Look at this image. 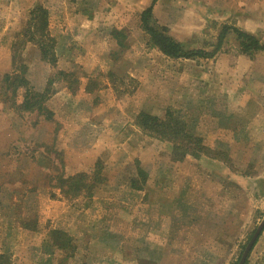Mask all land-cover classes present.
Segmentation results:
<instances>
[{"label":"rangeland","instance_id":"rangeland-1","mask_svg":"<svg viewBox=\"0 0 264 264\" xmlns=\"http://www.w3.org/2000/svg\"><path fill=\"white\" fill-rule=\"evenodd\" d=\"M37 4L49 11L53 68L35 45H14ZM149 4L0 0V81L14 48L37 91L53 80L50 121L17 113L0 90V255L11 264H237L264 218V52L249 57L229 33L212 58H167L141 30ZM153 15L186 50L212 51L224 26L264 44V0H157ZM58 71L73 75V93ZM167 109L186 114L217 158L173 162L169 144L135 126L140 112ZM97 160L106 181L90 202L59 194L58 175ZM136 161L148 174L141 191L126 185ZM51 229L74 239L73 258L61 261ZM246 261L264 264V229Z\"/></svg>","mask_w":264,"mask_h":264},{"label":"trees","instance_id":"trees-1","mask_svg":"<svg viewBox=\"0 0 264 264\" xmlns=\"http://www.w3.org/2000/svg\"><path fill=\"white\" fill-rule=\"evenodd\" d=\"M156 2L157 0H150L149 6L141 12L140 26L147 36L148 46L159 51L167 58H212L220 50L229 33L235 35L242 51L249 57H252L256 52H264V44H261L253 35L230 26L222 28L212 51L186 50L179 42L172 39L164 28H160L156 24L153 15V7ZM111 35L116 40L118 47H125L126 35L123 31L115 29L111 32ZM15 38L16 43L14 45L19 44L17 41L23 47L26 44L35 45L42 62L52 68L57 65L56 41L49 33V12L43 5L37 4L29 11L28 19ZM17 58V50L15 52L14 48L11 61L13 70L11 73L5 74L0 81V90L5 97L4 102L8 103L10 108L17 113L34 114L38 117H43L46 121H50L53 114L47 109L46 103L52 95L51 86L53 80L49 79L47 86L43 90L37 91L26 78L28 69L26 64L21 61L16 65ZM56 76L65 81L72 93L74 92L72 85L74 81L71 79L73 77L71 73L58 71ZM108 76L111 77L112 73H109ZM135 126L147 137L169 144L173 162L183 161L187 156L194 158L216 156L211 153L212 151L206 146L203 138L189 131L187 116L179 111L167 109L162 117L140 112L135 118ZM134 166L135 174L126 180V185L132 190L141 191L147 183L148 174L138 161L135 162ZM103 169L102 161L97 160L90 173L79 172L70 176L60 174L55 178L54 186L60 192L59 194L66 199L83 198L90 202L96 188L106 181ZM48 238L53 248L63 254L61 261L73 258L76 254L77 246L68 233L51 229ZM0 264H11L10 257L8 255H0Z\"/></svg>","mask_w":264,"mask_h":264},{"label":"water","instance_id":"water-1","mask_svg":"<svg viewBox=\"0 0 264 264\" xmlns=\"http://www.w3.org/2000/svg\"><path fill=\"white\" fill-rule=\"evenodd\" d=\"M264 229V218L261 220V222L259 223V225L257 226V228L255 229L252 237L250 238L249 242L247 243L239 261L237 264H245L250 252L252 251V248L254 247L258 237L260 236V234L262 233Z\"/></svg>","mask_w":264,"mask_h":264},{"label":"crops","instance_id":"crops-1","mask_svg":"<svg viewBox=\"0 0 264 264\" xmlns=\"http://www.w3.org/2000/svg\"><path fill=\"white\" fill-rule=\"evenodd\" d=\"M41 5V4H40ZM46 8V7H45ZM47 9V8H46ZM48 10V9H47ZM49 12V11H48ZM250 33H255L254 30H249Z\"/></svg>","mask_w":264,"mask_h":264}]
</instances>
